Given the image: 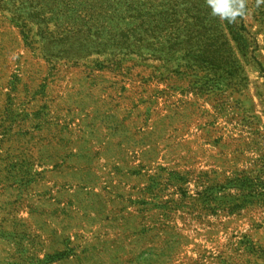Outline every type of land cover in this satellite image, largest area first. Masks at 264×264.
Wrapping results in <instances>:
<instances>
[{
	"label": "rangeland",
	"instance_id": "obj_1",
	"mask_svg": "<svg viewBox=\"0 0 264 264\" xmlns=\"http://www.w3.org/2000/svg\"><path fill=\"white\" fill-rule=\"evenodd\" d=\"M0 264H264V0H0Z\"/></svg>",
	"mask_w": 264,
	"mask_h": 264
},
{
	"label": "trees",
	"instance_id": "obj_2",
	"mask_svg": "<svg viewBox=\"0 0 264 264\" xmlns=\"http://www.w3.org/2000/svg\"><path fill=\"white\" fill-rule=\"evenodd\" d=\"M231 182V181H230ZM230 182H227V183H230Z\"/></svg>",
	"mask_w": 264,
	"mask_h": 264
}]
</instances>
